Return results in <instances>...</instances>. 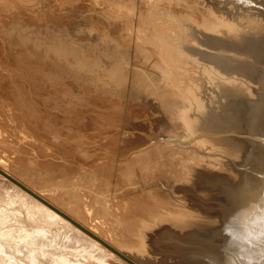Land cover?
<instances>
[{
  "label": "rangeland",
  "instance_id": "374dc122",
  "mask_svg": "<svg viewBox=\"0 0 264 264\" xmlns=\"http://www.w3.org/2000/svg\"><path fill=\"white\" fill-rule=\"evenodd\" d=\"M147 3V0H0V157L5 160V170L12 176L45 196H59V205L51 202L63 212L69 211L71 214L66 213L72 218L75 215L73 219L81 225L101 232L102 239L113 243L121 232L126 243H143L141 235H154L148 228L157 230L160 223H164L167 230L159 233L157 239L162 240L170 233L185 235L175 243L190 258L197 255L190 243L191 234L211 239L220 230L218 220L224 218L222 212L225 209H219L217 201L208 202L212 204L208 206L210 209H219L212 214L217 220L214 223L199 211L184 208L183 196L172 194L167 185L186 181L201 167L207 172L223 173L228 180L232 178L230 181L234 180L236 170L247 169L238 163L247 159V146L241 147L252 133L258 104L262 101L261 87H257L255 77L261 78L264 74V57L260 60L249 57L242 61L226 59L223 67H217L199 54L174 51L177 40L174 25L160 16L164 11L159 6L151 7ZM260 70L262 73L258 75L256 72ZM228 74L236 77L235 80ZM243 79L248 82L244 89L237 83ZM231 80L237 81L231 83ZM63 90L73 95L69 103L61 97ZM143 114L150 115L154 122L160 121L151 132L157 137L151 141L146 137L147 132H143H150L151 128L140 122ZM105 117H108V123ZM108 119L114 122L109 124ZM104 122L106 125H102ZM124 124H130L126 135L133 133L128 138L136 137V133L142 137L143 143L136 150L147 147L146 155L139 157L136 154H145L144 151L134 153L132 147H126L127 144L121 141L126 136L122 135ZM98 128H105L104 133ZM123 150L126 154L122 159L117 158ZM56 153H60L59 156ZM48 161L53 162L46 164ZM220 181L212 186H217L216 190L218 187L226 189L224 184L219 185ZM11 183L0 174L1 201L11 192L23 198L33 196L26 191L27 196L22 194ZM208 187L209 184L206 189ZM77 215L85 217L86 221L78 220L81 218ZM189 215H193L197 224L184 231L176 229L179 222L174 226V220ZM1 216L0 220L6 217ZM123 216L127 217L126 229L119 222ZM8 225L6 221L2 226L1 240L18 231ZM131 225L138 232L136 238ZM113 246L117 248L114 243ZM118 251L145 257L134 246ZM153 253L158 257L161 254L156 247ZM178 254L171 253L177 257ZM0 255L3 259L0 263L6 264L8 254Z\"/></svg>",
  "mask_w": 264,
  "mask_h": 264
},
{
  "label": "bare ground",
  "instance_id": "6f19581e",
  "mask_svg": "<svg viewBox=\"0 0 264 264\" xmlns=\"http://www.w3.org/2000/svg\"><path fill=\"white\" fill-rule=\"evenodd\" d=\"M144 2H145V0H144ZM147 2L151 4V7H152V5L159 6L164 11V12H161L164 15L160 14V16H163L164 19L167 22H169L171 25L172 24L174 25V28L176 30V32H175L176 37L175 38H177V40L176 39L175 40H176V43H177V41H178V43L177 44L175 43L173 45V44H171L172 42L170 43L168 41L169 44H171V46L173 45L174 51L176 49V50H180L182 52H187V54L189 53V55L199 54L202 57L204 56L205 58H207L209 63H210V61H212L217 67H220V66L223 67L224 60H226V59H227L226 61H228V59L235 60V61L236 60L242 61V60H245L247 58L249 59V57H253V58H256L259 60L264 57V0H147ZM145 5H146V3H145ZM92 7H93V5H92ZM136 7H137V5H136ZM141 8L142 7H139V9H141ZM154 9H155V7H154ZM144 10H147V8H145ZM121 11L122 10H120V12ZM147 13H148V11H147ZM150 13H151V11H150ZM141 15H143V14L141 13L140 16ZM143 19H144V17H143ZM143 19H142V21H143ZM156 19H157V17H156ZM158 23H160V21ZM157 25H159V24H157ZM167 26H170V25L168 24ZM148 27H151V29H152V26H148ZM159 27H160V25H159ZM159 30H161V27ZM135 32H136V30H135ZM149 32H148V34H149ZM143 35H145V33ZM149 35H151V34H149ZM165 36H167V35L165 34ZM167 37H166V39H167ZM140 41H142V40H140ZM250 59H252V58H250ZM14 60H15V58H14ZM263 60H264V58H263ZM263 60H261V61H263ZM226 61H225V63H226ZM256 62H257V60H256ZM227 64H228V62H227ZM234 65H237V64H234ZM239 65H240V63H239ZM227 66H226V68H227ZM233 66H231V67L234 69ZM238 67L239 66L237 65V68ZM237 68L235 67V69H237ZM240 68L242 69L243 67H240ZM251 68H252V66H251ZM226 70H228V68ZM226 70H223V71H226ZM234 70H232V73L231 72L230 73L233 74ZM238 70L240 71V69H238ZM221 71H222V69H221ZM247 71H248V69H247ZM261 71L262 70H260L259 72H256V73L258 75H260L259 73H262V72L264 73V71H262V72ZM248 72H250V70ZM248 72H246V74ZM250 73H252V72H250ZM239 74H241V71ZM228 75L231 76L232 79L234 78V80H235L236 77H234L233 75H230V74H228ZM252 75H253V73H252ZM242 77L243 76H241L240 79H242ZM258 77L257 76L255 77L256 78L255 83H258L257 87H259V85L261 87L262 101L258 104V108H257L258 114H257V118H255L254 122H253L252 133L249 136V139H247V142L243 141L244 145H242V147H241L243 149L245 147V145L247 146V149H246L248 151L247 152L248 153L247 159H246V161L244 160L243 163H240V162L238 163V165H240V166H246L247 169L246 170H236V175H235L234 180L230 181L232 178L230 180H228L227 175H224L223 173L214 172V171L213 172H207V171H204L201 167L202 170L196 169L195 171H193V173L191 175H189V177L186 181L181 180V181H179V183H176V184L173 183V185H172V183L171 184L169 183V185H167V187L172 190V194H178V195L183 196L182 205L185 206L184 208H188L191 210H197L200 213H202L203 215H205L206 218L213 221L214 223H216L217 220L213 219L212 214L214 215L215 211L219 210L221 208L225 209L222 212L223 213L222 215L224 218L222 217L223 218L222 220H218L220 223V225H219L220 230H217V232H215V234L213 235V237L211 239L206 240V239H203V238L201 239V238H198L195 236L190 237V243L194 246V248L196 250L195 253L197 255H195V257H190V258L188 257L187 258V255L185 254V252H182V249L179 246V244L175 243V240H181L182 239L181 237H185V235H182L179 233H173V234L170 233L169 235L162 237L163 238L162 240L157 239L160 236L159 233L163 232L164 230H167L168 226H166V224H164V223L163 224L160 223V225L157 227V230L156 229L153 230V229L148 228V230L153 232L154 235H151L150 233H149L150 234L149 237H147L145 235H141V239H143V241H142L143 243H141L139 241H138L139 242L138 243L136 241L135 243H131V245H130V244L126 243L124 239H122L123 236H122L121 232L118 233L116 235V237L114 238V240H112V242L114 243V245L117 246V248L124 250L127 247H133L134 246L137 249H139L145 257H140L137 254H134V256L123 254L122 252L118 251L119 249L117 250V248L113 246V243H111L110 241L108 242V241L104 240V238L102 239L100 237V236H102L101 232L99 234V232L96 231L93 227L88 228L87 226L81 225V223H79V222H77V220L73 219L75 215L72 218L71 215L69 216L66 213L69 211L63 212L61 209H58L55 206V204L52 203V202H55L59 205V203H60L59 202L60 201L59 196L55 195L57 193L54 194L55 196L53 198H50L48 196L43 195L44 193H38V192L34 191L35 189L31 190L29 187L24 185L20 180L15 178V176H12L8 170H5L6 169L4 167L5 160L2 157H0V174L3 175V178H5L9 182H13L11 184H13L14 187L16 186L17 187L16 190L21 192L22 194L24 193L26 195V193H25V191H26L29 193V194L27 193L28 195H33L35 197L34 198L33 196H31L30 198L29 197L23 198L24 196L14 195V194H11L12 193L11 191H9V192H11L9 194V196L8 197L4 196L5 197L4 200L3 199H2V201L0 200V211L2 213L1 215L6 216L5 218H1V220H0V229H1L0 231L3 230L2 226L4 224L6 225V221L9 224L8 226H12V228L14 230L15 229L18 230L17 232H15V234H12L13 232L11 233L9 231L12 235L10 234L7 237L4 236V238L2 240L0 239V253L2 255L8 254L7 260H5V261H7L8 264H117V262H118V264H126V263L130 264L128 261H126L121 256V255H123V256L127 257L128 259H130L131 261H133L135 264H264V79H263L264 74L262 75L261 78H260V76H258ZM238 78L239 77H237V79ZM245 79H243L242 82H237V83H241L238 85L241 86V88H243V89L246 86L248 87V82ZM262 79H263V81H262ZM231 81H232L231 83H235L237 80L236 81L231 80ZM239 81H241V80H239ZM261 81H262V83H261ZM51 82H52V80H51ZM256 89H258V88H256ZM4 91H6V90H4ZM63 92L60 91L61 97L64 100H66L67 102L72 101L73 95L70 92L65 91V90H63ZM103 94H106V93H103ZM98 95L99 94H97V96ZM100 95H101V93H100ZM246 96L248 97L249 95H246ZM68 98H71V99H68ZM255 98H256V96H255ZM95 102H96V100H95ZM131 104H130V106H131ZM137 105L140 106L139 104H137ZM104 106H106V105H104ZM142 107H144V106H142ZM128 109H130V108H128ZM90 114H92V113H90ZM78 117H79V115H78ZM107 118H106V123H108ZM141 118L142 119L140 120V122H145L151 128L150 132H148L147 130L143 131V132H147V133H145L146 137L150 138V141L155 139L157 137V135H155L154 133H151V132L155 131V127L157 124L160 123V121L154 122V119L152 117H150V115H144V114L141 116ZM131 119H132V117H131ZM87 120H88V118H87ZM100 120H98V122H101ZM104 121H105V119H104ZM91 122H92V119H91ZM113 122L114 121L110 122V120H109V124L113 123ZM97 124L98 123L96 121V125ZM104 124H105V122L102 125H104ZM128 125H130V124H128ZM101 126H99V127H101ZM118 126H115V127H118ZM127 126H126V124H124L122 126V135L123 136L126 135V132L128 130ZM30 127H29V129H31ZM102 127H104V126H102ZM135 127L139 128L141 126H135ZM110 128H111V125H110ZM104 129L105 128H103V129L98 128V130H102V131ZM115 132H114V134H115ZM103 133H104V131H103ZM110 133H112L111 130H110ZM29 134H30V132H29ZM29 134L26 136H29ZM132 134H127L124 138L121 139V141L123 143L127 144L126 147H132L131 150H133L134 153L141 152V151H144V153H145V150H147V147L144 149H141V150H136V149H139L141 147V146H139V144L143 143L142 137L137 135V133H136V137L128 138V135H132ZM0 135H1V132H0ZM30 136H32V135H30ZM113 136L114 135H111V137H113ZM221 138H223V137H221ZM115 139H113V140H115ZM3 140H4V138H3ZM109 140H110V138H109ZM1 141H2V139H1ZM6 141L7 140L5 139V143H6ZM100 145H101V143H100ZM65 146L64 147L62 146V147L65 148ZM97 146H99V145H97ZM57 147H61V145L57 146ZM66 147L68 148V146H66ZM63 148H61L62 149L61 152H63ZM67 148H65V149H67ZM124 151L125 150H123L122 154H119L117 156V158L122 159L123 156L126 154V153H124ZM147 151H149V150H147ZM60 153H58V154H60ZM44 155H45V153H44ZM136 155H138L140 157V156L146 155V153L145 154L141 153L140 155L139 154H136ZM53 156H55V155H53ZM95 156H97V155L95 154ZM243 157H245V156H243ZM44 158H45V156H44ZM63 158H65V157H63ZM82 159H81V161H82ZM44 162L45 161H43V163ZM50 162H53V161H50ZM50 162L48 161V162H46V164L50 163ZM39 163H40V161H39ZM117 163H119V162L117 161ZM117 163H115V164H117ZM56 164H57V162H56ZM62 166H61V168H62ZM48 168H50V167H48ZM58 168H59V166H58ZM58 168H57V171L59 170ZM197 168H198V166H197ZM38 170L40 171V169H38ZM6 171H8L9 173ZM62 171H63V169H62ZM113 171H114V169H113ZM191 171H192V169H191ZM31 172H32V170H31ZM59 173H60V171H59ZM69 173H73V172L70 171ZM227 173H229V172H227ZM232 173L234 175V172H232ZM260 174L262 176H259ZM108 177H110V176L108 175L107 178ZM178 180L179 179H177V181ZM219 180H222V181H220L219 185L224 184L226 186V189H224V190L218 189L219 188L218 187L216 190L215 188L217 186L216 187L212 186V184H215V182H218ZM207 184H209L208 188L211 189V191H208L207 190L208 188L206 189ZM51 190L55 192L59 189H57V190L51 189ZM199 191L202 192L201 195L198 194ZM54 192H52V194ZM216 192H217V194H216ZM220 194H222L223 196ZM4 195H5V193H4ZM57 195H59V194H57ZM0 198H1V196H0ZM210 201L219 202V204H217V207L219 209L218 208L215 210L210 209L209 207L212 206L211 203H208ZM220 202H223V204H225V205L221 204ZM106 203H108V202H106ZM131 203L135 205V203H133V201H131ZM117 205H119V204H117ZM128 205H129V203H128ZM108 206H110V204ZM130 206H132V205H130ZM111 207H108V208H111ZM79 208H77V209H79ZM130 208L129 209L126 208V210L129 211ZM72 209H74V208H72ZM85 209H87V211H88V207ZM27 210H29V211L34 210V212H31L30 213L31 215H30L29 212L27 213ZM98 210H99V208H98ZM70 211H72V210H70ZM96 211H97V208H96ZM111 211H113V210L111 209ZM88 212L86 214H88ZM91 212H92V210L90 211V213ZM32 213H33V215H32ZM109 213H110V211H109ZM193 214H194V212H193ZM1 215H0V217H3ZM98 215H100V214H98ZM107 215H108V213H107ZM81 216H82V214H81ZM91 216H92V214H91ZM109 216L108 217L106 216V217L109 218ZM111 216H113V215H111ZM192 216L189 215L187 217H182L183 219H180L177 217V219L174 220V226H175V222H179L178 223L179 225H176L175 228L177 227L176 229H181L182 231L188 230L187 228L190 229V227H192L194 224H197V221L194 220L192 218ZM78 217L81 218L80 215ZM106 217H105V220H106ZM86 218L88 220V217H86ZM4 220H6V221H4ZM78 220H81L83 222L86 221L85 217H82L81 219H78ZM120 220L121 221H119V222L123 225L124 229H126L125 225L127 224V217L123 216L122 218H120ZM176 220H178V221H176ZM209 220H208V222H209ZM111 222H113V221H111ZM98 223H99L98 225H101V223L99 221H98ZM113 223H115V222H113ZM169 223H172V221ZM12 228L10 227L11 230H13ZM19 229H20V232H19ZM131 229L133 230L134 237L135 238L138 237V232L135 229L134 225H131ZM169 231H170V229H169ZM22 232H24V233L26 232V233L22 234ZM19 233H21L22 235H19ZM2 235H4V234H2ZM142 244H145V246H143ZM155 247L157 249H159V252L161 253L159 255V257H158V255L153 253L155 251ZM171 253L172 254L180 253V254H178L180 256H178V257L172 256ZM138 254H141V253H138ZM189 255H190V253H189ZM150 256H152V257H150ZM0 259L3 260L2 256L0 257ZM169 260H171L172 263H170L171 261L169 262Z\"/></svg>",
  "mask_w": 264,
  "mask_h": 264
},
{
  "label": "water",
  "instance_id": "95a60500",
  "mask_svg": "<svg viewBox=\"0 0 264 264\" xmlns=\"http://www.w3.org/2000/svg\"><path fill=\"white\" fill-rule=\"evenodd\" d=\"M193 236V235H191ZM126 261H128L130 264H135L133 261H131L130 259H128L127 257L121 255Z\"/></svg>",
  "mask_w": 264,
  "mask_h": 264
}]
</instances>
